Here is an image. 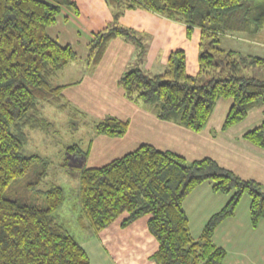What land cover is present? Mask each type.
I'll list each match as a JSON object with an SVG mask.
<instances>
[{"label": "trees", "instance_id": "1", "mask_svg": "<svg viewBox=\"0 0 264 264\" xmlns=\"http://www.w3.org/2000/svg\"><path fill=\"white\" fill-rule=\"evenodd\" d=\"M115 9L114 21L94 34L88 44L87 65L92 71L113 39L143 49L142 37L120 25L125 10L145 9L186 26L188 38L197 29L209 50L199 54V72L187 73L183 50L172 51L163 74L150 76L140 67L127 70L119 80L126 98L158 119L201 132L217 102L232 99L224 130L241 123L249 111L264 106V58L220 48L223 37L256 36L264 29V0H106ZM80 13L76 0H0V264H91L74 235L56 219L66 200L62 186L45 193V206L10 198L11 188L25 181L36 191L48 177L52 161L40 154L25 155L27 130L44 131L51 123L42 104L56 106L71 119L87 125L86 115L63 95L64 86L53 78L78 59L71 44L62 45L48 33L58 23L63 7ZM68 22V17L64 18ZM203 45V43L201 44ZM263 75V74H262ZM264 115V111H263ZM129 121L108 116L93 122L94 135L123 137ZM264 149V119L244 135ZM90 147V144H89ZM78 144L68 153L87 158ZM69 159L65 160L68 165ZM82 217L94 235L120 216L127 227L149 217L148 228L158 242L152 256L157 264H224L227 252L214 241L217 227L234 216L244 195L251 198L250 219L257 228L264 219V187L244 180L206 158L190 162L144 144L101 168H78ZM206 181L216 193L232 194L226 206L212 216L199 239H194L184 209L185 199Z\"/></svg>", "mask_w": 264, "mask_h": 264}, {"label": "crops", "instance_id": "2", "mask_svg": "<svg viewBox=\"0 0 264 264\" xmlns=\"http://www.w3.org/2000/svg\"><path fill=\"white\" fill-rule=\"evenodd\" d=\"M124 25L129 27L126 23ZM245 41L253 50L255 48V52L257 47L264 49L262 42ZM237 51L248 54L246 49ZM83 54L84 57L78 56L62 70L58 85L64 86V97L86 115L84 120L88 128L92 129L93 122L108 116L129 121L130 125L127 133L117 138L95 136L92 129L87 147L83 149L82 144H78L83 150H88L90 144L88 157H82L78 162L72 155L68 167L101 168L148 144L190 162L210 158L242 179L254 180L264 187V149L244 138L246 133L261 126L264 106L254 107L241 123L224 130L233 100L220 99L206 127L201 132H193L158 119L152 112L126 98L118 82L130 67L136 66L134 58L137 52L133 44L120 38L113 39L92 71L88 70L86 61L88 48ZM231 196L214 192L213 183L206 181L185 199L183 205L194 239H199L210 218L226 206ZM250 206L251 198L244 195L234 216L224 220L215 230L214 243L227 252L224 264H264V219L257 228L252 227ZM58 213L57 221L67 228ZM123 219L116 220L96 235L88 224L80 227L76 239L88 253L91 264H157L152 256L158 249V242L149 231V217L140 218L127 227L122 226Z\"/></svg>", "mask_w": 264, "mask_h": 264}, {"label": "rangeland", "instance_id": "3", "mask_svg": "<svg viewBox=\"0 0 264 264\" xmlns=\"http://www.w3.org/2000/svg\"><path fill=\"white\" fill-rule=\"evenodd\" d=\"M76 2L80 13L76 14L73 7L64 6L58 23L50 27L48 33L62 45L71 44L78 56L84 57L83 51L88 48L94 34L115 20L116 11L107 5L106 0H76ZM65 17H68V22L64 21ZM167 20L169 19L153 15L145 9L123 11L119 19L120 25L125 26V23L129 25V28L136 32L137 37H142L143 41V49L139 50L134 58L136 66L133 65L130 69L140 67L150 76L163 74L167 70L166 61L170 53L175 50H183L187 58V73L193 76L197 75L200 68L199 54L204 50H209V40L202 41L201 32L197 29L192 37L188 38L184 24L170 20L173 21L172 23ZM245 40L264 43V29L256 36H225L221 40L220 48L235 51L246 49L248 54L264 58V49L257 47L258 51L255 52V48L253 50V47ZM202 43L203 45H201ZM247 72L253 76H264L263 71L259 68L251 67ZM62 74L60 71L53 78L55 85L61 83ZM41 108L43 116L51 125L47 126L44 131L29 129L26 131L29 140L24 148V154H40L50 158L52 166L49 175L36 191L28 192L25 181H21L10 189L8 196L20 200L23 198V201L45 206L44 193L53 185L62 186L66 192V200L58 214L61 220L66 222L70 233L78 238L80 227L88 224L81 214L80 176L77 167H68L64 163L71 156L67 150L69 147L80 143L83 149L87 147L92 129L80 124L79 119H71L66 112L59 110L56 106L42 104ZM67 215L69 217L66 219ZM126 216L123 214L118 219H123Z\"/></svg>", "mask_w": 264, "mask_h": 264}]
</instances>
